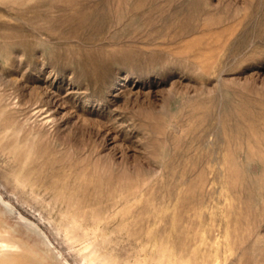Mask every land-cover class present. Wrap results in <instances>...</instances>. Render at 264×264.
Here are the masks:
<instances>
[{"label":"rangeland","instance_id":"1","mask_svg":"<svg viewBox=\"0 0 264 264\" xmlns=\"http://www.w3.org/2000/svg\"><path fill=\"white\" fill-rule=\"evenodd\" d=\"M184 3L0 0V218L45 264H264V0Z\"/></svg>","mask_w":264,"mask_h":264},{"label":"bare ground","instance_id":"2","mask_svg":"<svg viewBox=\"0 0 264 264\" xmlns=\"http://www.w3.org/2000/svg\"><path fill=\"white\" fill-rule=\"evenodd\" d=\"M185 1L186 0H168L170 6H174V7L176 6L175 8H179L182 11H184V9L186 7V4L184 3ZM187 2L189 4V6H192V5L196 6V4H198L199 2H203V0H187ZM209 10L210 9L208 7L200 8L198 10L197 14L195 15V18L199 17L201 14H204ZM199 25L200 24H195V25L193 24L191 27L188 28V30L189 29H190V31L191 30H197L199 28ZM1 199L2 198H0V200ZM2 202L5 203L7 201L2 200ZM8 203H9V201L7 202V204ZM6 205H5L6 208H8L9 210H12L9 206H6ZM10 205H12V204L10 203ZM31 223L33 225H35V230L37 232H39L43 235L45 234V233H42L43 231L40 230L39 229L40 227H38L36 224H34L33 221ZM10 230H11V227L4 220H2L0 218V264H45L43 261V258H40L37 255V253L31 252L30 250H28L25 247H23L22 245H20V243L16 239H14L13 237H10V235H9ZM45 238L49 241L48 237L45 236Z\"/></svg>","mask_w":264,"mask_h":264}]
</instances>
